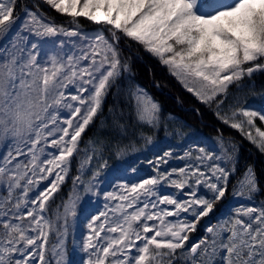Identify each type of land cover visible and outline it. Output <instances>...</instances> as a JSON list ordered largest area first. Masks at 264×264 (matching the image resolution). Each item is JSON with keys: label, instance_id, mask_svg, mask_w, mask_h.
Returning <instances> with one entry per match:
<instances>
[{"label": "snow or ice", "instance_id": "snow-or-ice-1", "mask_svg": "<svg viewBox=\"0 0 264 264\" xmlns=\"http://www.w3.org/2000/svg\"><path fill=\"white\" fill-rule=\"evenodd\" d=\"M18 3L0 0V264H71L69 235L77 264H264L255 166L222 128L214 143L185 145L183 126L134 82L120 46L157 59L264 154V107L240 94L264 72V0H34L22 15ZM161 131L182 143L154 153L151 174L130 167L108 178L111 155L152 145ZM229 191L234 205L212 222ZM85 195L102 204L81 216Z\"/></svg>", "mask_w": 264, "mask_h": 264}, {"label": "trees", "instance_id": "trees-1", "mask_svg": "<svg viewBox=\"0 0 264 264\" xmlns=\"http://www.w3.org/2000/svg\"><path fill=\"white\" fill-rule=\"evenodd\" d=\"M210 0H203V3H209ZM34 0H19L17 6V12L22 15V8L25 4L29 8L32 7ZM50 16L56 17V22L66 23L65 17L60 16L54 11L48 10ZM81 26L86 30H94L95 25L87 22L84 19L80 21ZM120 46L126 56H130V63L132 65V76L135 83L145 87L149 93L160 103L164 114H172L177 119L173 121L176 126H183V131L187 134V140L183 141L185 145L188 142L207 139L211 142H215L217 136V129L222 128L225 138L229 135L234 137L239 144V155L241 163H251L255 166L257 175L264 185V154L257 150L249 141L242 138L239 133L230 130L221 125L213 115V113L200 104L190 93H188L177 80L168 73L166 67L162 66L157 59L153 58L150 54L144 52L142 48H139L134 42L131 43L129 48L124 40L120 41ZM158 85V86H157ZM233 91H236L233 88ZM242 98L246 100V103L254 108L264 107V72H257L253 74L251 78H247L246 82H243V88L240 90ZM113 98L109 95L107 104H112ZM96 130L94 125L84 135L83 140L87 141L93 131ZM175 137H165L163 131H161L156 141L152 145H146L143 142L137 144V151H128L119 158L115 155H111L108 161L120 164L126 167H136L142 174H151V167L147 164V160L151 159L154 153L165 150L169 145L176 146L182 141L175 142ZM83 146V142L82 145ZM180 166V162L173 160L170 162L169 167ZM75 175V169L67 181L65 182L62 195H66L67 191L72 186V176ZM257 201L264 199V194L256 197ZM59 202V199L57 200ZM231 191L228 196L217 204L215 210L212 212L211 219L215 222L216 218L221 214L227 212L234 204L231 202ZM204 222L201 223L198 232L203 234ZM70 238L68 240V248L70 245Z\"/></svg>", "mask_w": 264, "mask_h": 264}, {"label": "rangeland", "instance_id": "rangeland-1", "mask_svg": "<svg viewBox=\"0 0 264 264\" xmlns=\"http://www.w3.org/2000/svg\"><path fill=\"white\" fill-rule=\"evenodd\" d=\"M246 80H247V78L243 82H246ZM172 125H173V127H176V125H174V123H172ZM164 136H165V134H164ZM174 141L178 142L180 140L178 138H176ZM125 168H130V167L122 166L120 164L114 163L113 161H111V162L108 161V168L105 170V172H106V175L108 176V178L111 179V177L113 175L120 173ZM232 202H233V204L235 203V201H233V200H232ZM100 204H102V201H100L98 204H93L91 202V197L88 195H85L82 199L81 205H78V212L81 216H83V215L87 214L89 211H91L93 208L100 206ZM69 238H70V235L68 237V240H69ZM68 259L71 262V264H77V262L81 259L80 254L77 251H74L72 248V236H71L70 245L68 248Z\"/></svg>", "mask_w": 264, "mask_h": 264}]
</instances>
